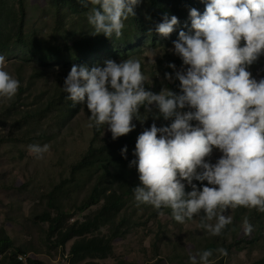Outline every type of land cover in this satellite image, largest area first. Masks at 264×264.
I'll use <instances>...</instances> for the list:
<instances>
[{"label":"rangeland","instance_id":"1","mask_svg":"<svg viewBox=\"0 0 264 264\" xmlns=\"http://www.w3.org/2000/svg\"><path fill=\"white\" fill-rule=\"evenodd\" d=\"M207 2L158 0L159 8L152 0H142L134 8L135 16L125 21L123 36L112 39L115 47L93 53L84 62L73 60V52L67 50L62 59L45 63L41 56L50 49L66 50L77 40L94 36L87 20L88 7L80 0H0V42L7 46L0 55L5 58V70L20 82L11 101L0 100V228L14 242L3 254L1 264H13L11 257L18 253L37 264H72L70 248L78 237L60 245L59 231L94 219L106 202L105 195L114 192L123 195L120 208L100 215L85 234L112 238V252L104 259L88 257L76 264H190L189 253L195 255L204 250L213 251L212 264H254L264 258V213L245 212L236 221L235 210H229L232 224L222 235L211 236L198 226L199 217L180 224L168 208L159 210L164 213L160 215L152 206H137L133 188L140 181L136 168L129 167L135 156L117 163H108L107 159L122 157L125 145L126 155H133L137 137L150 128L158 114L155 105L150 113L145 109L140 112L146 119L138 120L133 131L120 137L121 141H114L111 132L104 128L94 137L95 129L87 127L90 112L86 105L73 106L64 99V79L73 65L91 68L108 59L118 63L127 58L138 59L147 77L146 90H172L179 81H167L164 73L174 76V70L167 65L174 63L178 70L182 62H177L180 58L169 49L180 30L189 31V10L195 8L203 14ZM23 14L21 43L17 35ZM164 14L175 15L180 22L167 38L155 31ZM263 69L261 56L249 71L259 79L264 76ZM171 122L162 116L155 120L157 127ZM30 144H47L49 151L37 159L28 151ZM91 145L101 162L74 171ZM220 155L214 150L211 158L216 161ZM47 213L52 220H44ZM246 216L254 227L249 236L243 234L242 228ZM239 240L243 241L242 246L231 249L230 244ZM220 247L227 249L226 257L215 251Z\"/></svg>","mask_w":264,"mask_h":264},{"label":"clouds","instance_id":"2","mask_svg":"<svg viewBox=\"0 0 264 264\" xmlns=\"http://www.w3.org/2000/svg\"><path fill=\"white\" fill-rule=\"evenodd\" d=\"M141 2L80 0L89 9L92 35L110 40L123 36L125 21L135 16ZM189 18V31L180 30L169 49L182 65L177 70L169 63L174 76L164 73L167 81H179V93L146 90L147 77L134 58L119 63L108 59L91 68L73 65L62 89L73 106L86 105L87 127L106 129L114 141L134 130V118L146 119L141 107L150 113L155 105L158 114L137 137L135 159L129 162L140 181L133 188L134 200L137 206L170 209L180 224L199 217L200 228L220 236L233 222L229 210L264 213V76L257 79L249 71L264 56V0H208L203 14L191 8ZM179 23L177 16L164 14L155 31L167 38ZM4 64L0 55V100L11 101L20 82ZM160 116L171 124L157 127ZM214 150L221 155L212 163ZM28 151L42 159L49 145L30 144ZM127 151L125 145L121 156L127 158ZM242 228L245 236L254 231L247 216ZM215 251L228 255L223 247ZM212 256V250L189 253V261L212 264Z\"/></svg>","mask_w":264,"mask_h":264},{"label":"trees","instance_id":"3","mask_svg":"<svg viewBox=\"0 0 264 264\" xmlns=\"http://www.w3.org/2000/svg\"><path fill=\"white\" fill-rule=\"evenodd\" d=\"M154 5H157L158 0H152ZM99 7V6H97ZM24 19H25V14H23L22 17V25L19 28V33L17 35L18 41L23 42V25H24ZM5 42H0V50H6L7 46L4 45ZM116 44L113 43V40H110L106 38L104 35H95V36H90L86 38H82L77 40L76 42L73 43L72 46L69 48H66V50H61L60 48H52L49 51L45 52L41 56L42 62L48 63V62H55L64 57V52L72 51L73 52V60H76L77 62H84L86 61L91 54L93 53H99L102 52L106 49L113 48L115 47ZM177 62H182L181 59ZM264 71V69H263ZM172 91L179 93V84L173 87ZM144 110L143 107H141L140 112ZM138 119L134 118L132 123L136 124ZM101 132L100 130H95L94 132V137H97L99 133ZM130 138L127 140L129 141ZM122 139L119 138V141ZM104 151V148H102ZM99 154H97V150H95L94 146L91 145L88 152L86 155L81 159L79 163H77L74 167L73 170H82V169H87L90 167L95 166L97 163L101 162V158H99ZM134 158V155H127V158ZM124 157H119L117 159H107L108 163H117L124 161ZM211 162L215 163L211 158ZM193 183H196L198 187H201L200 182L198 181H193ZM204 184H207V182H203ZM98 186H96L97 188ZM190 188V187H189ZM106 202L100 209V212L94 217L92 220H87L84 222H76L73 225H70L67 229L64 231H59V244L60 245H65L68 240L78 237L74 243L71 245L70 248V255H71V262L72 264H76L78 262L83 261L84 259L88 257H95L99 259H104L108 257V255L112 252L113 250V243H112V238H104L100 236H85V234L91 229L93 226L94 222H96L97 219H99L105 212H115L120 208V205L122 204V199L123 195H119L116 192L111 193V194H106L105 195ZM159 211L156 210L155 214H157ZM245 212H255L257 213L258 211L256 210H248L243 207H239L235 209V220L240 221L241 214ZM53 218L51 217L50 213H47L44 215V220H52ZM55 219V218H54ZM51 228L53 229V225H51ZM247 239V238H246ZM243 244V241L239 240L236 242H233L230 244V248L233 249L235 247H241ZM14 246V242L12 237L9 235V233L6 232L5 229L0 228V255H5L7 250L12 248ZM21 253H18L11 257L13 264H25L20 258L19 255ZM37 264V262L30 260V263ZM87 264H101L95 261H89ZM254 264H264V258L261 259L260 261L254 263Z\"/></svg>","mask_w":264,"mask_h":264},{"label":"built area","instance_id":"4","mask_svg":"<svg viewBox=\"0 0 264 264\" xmlns=\"http://www.w3.org/2000/svg\"><path fill=\"white\" fill-rule=\"evenodd\" d=\"M22 257H23V261L25 262V264H30L29 259L27 258V255H25L24 253H21ZM3 260V255H0V264L2 263Z\"/></svg>","mask_w":264,"mask_h":264},{"label":"bare ground","instance_id":"5","mask_svg":"<svg viewBox=\"0 0 264 264\" xmlns=\"http://www.w3.org/2000/svg\"><path fill=\"white\" fill-rule=\"evenodd\" d=\"M19 258L23 261V257L19 255ZM24 262V261H23ZM25 263V262H24Z\"/></svg>","mask_w":264,"mask_h":264}]
</instances>
